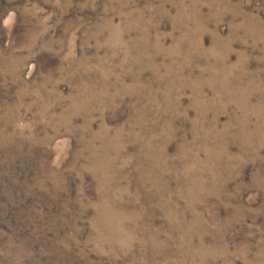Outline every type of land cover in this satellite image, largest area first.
<instances>
[{"label":"rangeland","instance_id":"rangeland-1","mask_svg":"<svg viewBox=\"0 0 264 264\" xmlns=\"http://www.w3.org/2000/svg\"><path fill=\"white\" fill-rule=\"evenodd\" d=\"M0 264H264V0H0Z\"/></svg>","mask_w":264,"mask_h":264}]
</instances>
